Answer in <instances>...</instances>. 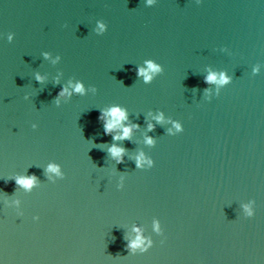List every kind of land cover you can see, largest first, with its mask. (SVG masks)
<instances>
[{"label": "water", "instance_id": "95a60500", "mask_svg": "<svg viewBox=\"0 0 264 264\" xmlns=\"http://www.w3.org/2000/svg\"><path fill=\"white\" fill-rule=\"evenodd\" d=\"M0 262L264 264V0H0Z\"/></svg>", "mask_w": 264, "mask_h": 264}, {"label": "clouds", "instance_id": "9594fccd", "mask_svg": "<svg viewBox=\"0 0 264 264\" xmlns=\"http://www.w3.org/2000/svg\"><path fill=\"white\" fill-rule=\"evenodd\" d=\"M153 2V0H148V3L151 4ZM99 31H103L104 30V25L100 24ZM9 40L12 39L11 35L8 37ZM257 69H254V71H256ZM159 71H161L160 67L153 64L152 62H147V71L144 68H138L137 69V75L138 76H143L145 81L147 82L148 80L151 79V76L154 75L155 73H158ZM41 78L39 76H37V80H40ZM207 82H216L217 84H226L228 82V79L225 75L221 74L219 76V79H217V77L215 75H209L206 78ZM71 89V91L69 90ZM83 93L84 92V88L83 85L79 82L75 83V84H70L69 87H64L61 89V91L58 93V97H66V96H70L72 95V93ZM58 102V101H57ZM99 119L104 121V129H105V133L106 134H111L114 130L119 129L120 130V134L119 135H114L113 139L114 140H122V139H127L129 138L131 131H132V127H136V126H123L122 125V121H125L127 119L126 116V112L125 110L121 109L118 106H114L110 109H108L107 111H103L101 112L100 116L98 117ZM154 119L157 120V122H160L163 120V116L162 114H158L154 117ZM149 130H151V128L153 127L151 124L148 125ZM174 127L176 129L177 132L181 131V125L179 123H175ZM171 131V129L169 130ZM146 143L148 144H152L153 141L148 138L146 140ZM123 149L119 148L115 145H113L112 147L109 148V152L111 153V155L117 159V162H120V157L123 154ZM141 162H146L149 165L151 164V161H145V158L143 156V154L139 155L137 157V166H140ZM47 171L51 172V173H55L56 175H60V171L59 168L55 165H49V168L47 169ZM35 177H24V178H18L17 179V183L20 186H23L24 188H30L34 183H35ZM245 212L246 214L250 217L253 215L252 210L250 209L249 206L245 205ZM34 220L38 219V217H34ZM138 234L135 238L134 241H132L130 243V248L135 250L137 248H140L141 251H145L146 248L149 246L150 241L149 242H145L144 239H142V237L139 235V230H137ZM0 264H2V262H0Z\"/></svg>", "mask_w": 264, "mask_h": 264}]
</instances>
